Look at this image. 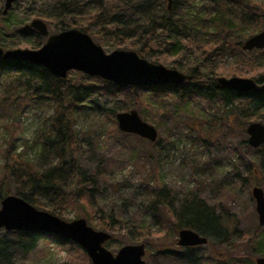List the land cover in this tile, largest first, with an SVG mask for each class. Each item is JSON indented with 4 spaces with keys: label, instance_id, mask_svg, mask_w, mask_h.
Returning <instances> with one entry per match:
<instances>
[{
    "label": "rangeland",
    "instance_id": "374dc122",
    "mask_svg": "<svg viewBox=\"0 0 264 264\" xmlns=\"http://www.w3.org/2000/svg\"><path fill=\"white\" fill-rule=\"evenodd\" d=\"M28 4L19 0L5 15L12 24L0 28V48L8 50L7 47L20 44L15 49L39 50L46 43L47 38L44 37L39 40L21 34L13 36L15 29L38 19L30 15L29 10L33 5ZM4 6L5 0H0V13L4 11ZM202 6V1H198L196 8ZM246 25L243 35L254 36L264 31V24L262 27L254 22ZM48 29L50 35L58 34L50 25ZM246 40L240 37L233 43L244 44ZM35 42L40 45L31 48ZM103 49L107 54L115 51L107 47ZM246 55L229 52L222 62L217 63H222L226 68L235 67L242 59H248ZM259 58L258 66L264 72V59ZM147 60L150 61L149 58ZM168 62L160 65L173 69L172 59ZM182 62L184 67L190 66L187 60ZM177 70L185 72L181 68ZM251 75L242 78H251ZM67 79L76 87L83 85L91 89L94 94L80 104L75 130L80 135L83 150L80 157L82 170L90 175L97 171L101 174L97 177L95 198L99 208L105 211L101 215L106 220L115 211L117 215L138 218L143 226L130 234L142 238L143 242H130L129 235L116 234L114 240L105 245L109 251L116 255L124 246L146 242L144 261L147 264H236L238 260L239 264H251V260L256 263L257 258L264 257V246L259 245L264 242V226L259 223L253 197L255 187L264 191V145L253 149L247 143L248 125L264 124V111L257 119L252 112L234 107L235 114L229 115L231 127L228 129V124L220 121V118L226 117V110L222 106L195 98L189 105L179 107L176 99L165 97L164 90L159 89L144 94L143 98L150 107L145 109L142 105L141 110H136L141 119L154 126L159 133L158 141L151 145V142L122 133L118 128L116 116L135 110L126 109L127 105L131 108L134 106L135 94L129 91L124 96L106 93L100 90L101 81L104 80L77 71L69 72ZM25 81L17 74L0 76V173L8 159L6 152L12 144L15 147L13 157L26 152L25 160L39 171L58 164L55 153L46 150L42 144L43 136L51 130L54 105L47 97L32 98L33 94L27 89ZM202 88L203 85L187 83L180 90L196 92ZM157 176L170 190L168 203L172 213L178 216L182 205L204 201L214 207L217 216L227 220L224 224L229 233L225 238L221 237V243L196 248L173 245L178 233L172 217H168L165 208L157 211L148 209L150 201L145 195V186L150 184L151 188H155ZM19 186L20 179L10 178L12 193ZM41 203L46 207V212L53 209L48 201L42 200ZM79 215L73 207H69L61 219L71 222L83 218L87 221L86 217ZM99 218L96 217L93 225L87 222L88 225L97 231L108 232L95 228L94 225L104 223ZM13 239L12 233L8 234V242H13ZM76 247L56 238L43 237L27 256H23L19 249L9 250V264H88L87 260L80 258V251ZM163 250H170L184 259L176 262L175 257V262L171 261L163 256ZM2 264H6V261Z\"/></svg>",
    "mask_w": 264,
    "mask_h": 264
},
{
    "label": "trees",
    "instance_id": "16d2710c",
    "mask_svg": "<svg viewBox=\"0 0 264 264\" xmlns=\"http://www.w3.org/2000/svg\"><path fill=\"white\" fill-rule=\"evenodd\" d=\"M37 1L39 0H24L29 3L28 5H33L29 10L30 15L44 20L56 33L77 29L90 35L102 47L113 50L130 49L136 51L142 58H149L150 62L155 64H167L172 59L173 69L181 68L185 70L184 73L193 77L192 81L188 82L190 85L204 87L196 92H186L180 90L182 86L139 89L123 88L101 81L100 90L106 93L124 96L129 91L135 94L134 106L131 108L125 104L127 111L141 110L142 105L147 109L150 105L143 98L144 94L163 89L165 97L176 99L179 107L189 105L195 98L222 106L224 111L226 110L227 118L222 117L220 121L226 122L228 129L231 127L229 115L235 114L234 107L238 110L239 106L241 111L252 112V116H256L257 119L262 116L264 95L239 93L222 88L216 82V78L247 77L252 74L251 78L259 83L264 82V72L258 66L259 57L264 59V49L246 52L242 49L243 43H233L240 37L244 39L252 37L242 34L249 22L262 27L264 0H174L170 10L166 0H41L36 3ZM198 1L203 3L199 9L196 8ZM11 24L12 21L4 16L3 12L0 13V28L9 27ZM20 34L43 39L27 24L13 31L15 37ZM18 45L20 44L16 46L14 44L7 49H15ZM37 45L40 43L35 42L31 48ZM229 52L243 55L247 53L248 59H242L231 68L217 63L222 62ZM181 60L190 62V66L184 67ZM4 74H17L24 78L27 89L33 94L32 98L47 97L53 103L55 113L51 130L43 136L42 144L46 150L55 153L58 164L48 170L39 171L25 160L26 152L13 157L15 147L12 144L6 152L5 157L8 159L0 173V203L5 197L14 195L25 199L38 210L46 211V207L41 203L45 200L53 205L49 213L60 218L66 209L73 207L83 215L82 217H86L90 225H93L98 216L101 221L104 220L101 214L105 211L99 208L95 200L97 177L101 174L97 171L90 175L82 170L80 157L83 150L80 135L75 130L80 104L94 95L91 89L83 85L76 87L70 80L55 78L44 68L27 62L1 60L0 76ZM23 100L27 101L26 98ZM10 178L20 179V186L13 193L10 190ZM157 180L155 188H151L150 184L145 186V195L150 201L148 209L157 211L165 208L168 217L173 219L176 233L182 229H192L207 237L208 245L213 246L221 243V237L225 238L228 235V227L224 224L227 220L217 216L214 207L204 201L182 205L178 216L172 213L168 203L170 190L158 176ZM135 199L138 197L135 196ZM139 221L138 218H127L112 211L104 223L94 226L99 230L108 231L113 236L112 241L116 234L125 233L129 235L130 242L138 243L142 238L130 234L142 229ZM10 233L14 237L13 242L7 240ZM10 233L0 231V264L4 261L9 264V250L19 249L23 256H27L43 237L56 238L64 244L76 246L72 242L43 232ZM177 243L178 239H174L173 245L178 246ZM259 245L264 246V242ZM76 248L80 251V258L91 264L86 253L80 247ZM173 253L170 250L162 251L163 256L171 261L176 260L175 257L176 262L180 258L184 259ZM239 263L240 260L236 264ZM251 264L256 263L251 260Z\"/></svg>",
    "mask_w": 264,
    "mask_h": 264
},
{
    "label": "water",
    "instance_id": "95a60500",
    "mask_svg": "<svg viewBox=\"0 0 264 264\" xmlns=\"http://www.w3.org/2000/svg\"><path fill=\"white\" fill-rule=\"evenodd\" d=\"M19 0H5V16ZM171 9L174 0H166ZM30 27L44 38L46 43L39 50L0 48V61H19L38 65L53 77L67 79L71 71L81 72L90 77L121 87L151 88L159 86H182L191 82L193 77L177 69H170L140 57L136 51L115 50L107 54L103 47L92 37L80 30L71 29L50 35L48 25L35 19ZM247 52L264 49V31L250 37L243 44ZM222 88L239 92L264 95V82L251 78H216ZM118 128L122 133L138 136L151 143L158 141L157 129L143 121L136 110L122 112L116 116ZM248 145L259 149L264 145V124L251 123L247 127ZM259 223L264 226V191L253 189ZM6 232H43L62 238L79 246L88 256L91 264H147L145 244L127 245L116 255L105 245L113 236L90 227L83 218L65 221L60 217L38 210L21 197L9 195L1 201L0 231ZM178 246L196 248L209 244V239L192 229H182L178 233ZM256 264H264V257L256 259Z\"/></svg>",
    "mask_w": 264,
    "mask_h": 264
}]
</instances>
